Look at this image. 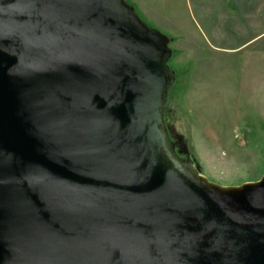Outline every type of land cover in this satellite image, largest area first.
<instances>
[{
  "label": "water",
  "instance_id": "95a60500",
  "mask_svg": "<svg viewBox=\"0 0 264 264\" xmlns=\"http://www.w3.org/2000/svg\"><path fill=\"white\" fill-rule=\"evenodd\" d=\"M165 52L122 0H0V264H264V174L164 158Z\"/></svg>",
  "mask_w": 264,
  "mask_h": 264
},
{
  "label": "rangeland",
  "instance_id": "374dc122",
  "mask_svg": "<svg viewBox=\"0 0 264 264\" xmlns=\"http://www.w3.org/2000/svg\"><path fill=\"white\" fill-rule=\"evenodd\" d=\"M166 50L164 158L220 189L264 174V0H122Z\"/></svg>",
  "mask_w": 264,
  "mask_h": 264
}]
</instances>
